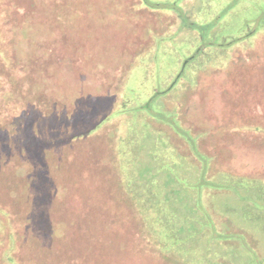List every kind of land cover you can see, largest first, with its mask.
Instances as JSON below:
<instances>
[{
  "label": "rangeland",
  "instance_id": "374dc122",
  "mask_svg": "<svg viewBox=\"0 0 264 264\" xmlns=\"http://www.w3.org/2000/svg\"><path fill=\"white\" fill-rule=\"evenodd\" d=\"M20 1L21 5L32 4L29 16L35 18L24 21V17H17V23L24 28L31 26V30H13L15 35L9 38L12 50L10 62L14 68H8L9 83L6 80L3 83L12 87L14 98L11 104L14 106L10 118L0 123V133L3 134L0 136V204L13 213L14 221H23L27 225V228H20L13 223L18 228L17 234L21 233V238L25 240L26 257L33 258L38 253L41 260L36 264L42 261L43 264H51L56 257L64 258V253H56L55 249L76 254L83 251L84 244L89 246L83 236L84 226L81 230L78 228V222L84 224L85 203H91L86 191L92 193V215L100 216L101 213L105 217L111 214L108 209L109 212L104 213L97 204H106L110 187L114 185L106 175L102 177L104 171H109L108 166L104 167L106 164L102 169L99 167L91 169V173L87 172L89 178L83 171H87V166L91 168L89 164H85V169L69 165L64 176V170L61 174L59 167L55 169L49 163H39V160L48 161L47 157H51L56 162L75 154L79 162L95 163L96 159L102 161V157L109 154V149L112 151L114 143L110 144L111 138L118 135L107 133L105 129L90 139L64 141L70 136V130L84 127L82 120L77 121L82 113H91L90 117L84 118L92 122L90 124L100 118L95 101L99 98L97 96L105 93L96 92L107 91L108 86L107 83L101 85L100 80L97 82L96 67L103 66L109 72L119 71V63L126 68L133 61L134 53L140 52L142 58H135L138 61L134 64L136 67L129 70L124 84L125 98H130L131 103L124 101L123 107L129 105L130 109L135 106L128 110L131 115L129 122L138 116L142 106L148 105L150 109L147 113L168 125L154 127V124L145 121L146 113L140 112L144 116H140L141 121L136 128L131 123L125 126L126 135L123 136H127V143L124 144L129 151H125L126 147L122 150L130 157L141 155L144 166L135 169L138 177L142 178V174L146 173L152 180L159 175L165 179L163 190L175 181V185L169 188L170 191L175 190L173 196L166 194L167 191L163 194L167 201L162 208L165 219L161 221L151 214L150 221L157 226V233L162 235V247L171 252V263L215 264L219 258L214 253L224 248L222 263L218 264H261L264 254V36L256 45H247L242 41L235 44L237 41L232 39L243 37L251 29L264 27V0H142L152 9L165 8L163 12H153L160 14L157 17L144 8H138L136 0ZM75 3L78 10L84 13L80 24L69 17ZM169 9L187 14L189 19L180 18V21L185 25L193 23V27H186L196 30L199 36L186 34L188 28H184L175 36V43L165 44L164 49H159V38L151 41L148 30L162 37L175 30L172 24L178 23V20L165 13ZM60 12L66 28L72 22L78 29L81 25L83 30L73 35L74 39H66L61 47L57 45L59 34L47 32L44 27L57 25L55 16ZM252 22H256L255 27L250 25ZM151 42L154 48L147 51ZM217 45L221 47L216 48ZM194 47L201 51L204 49V53L196 61L186 63L188 55L196 50ZM48 49H52L53 58L52 54L46 53ZM212 60L217 66L226 64L227 60L230 63L227 67L224 64L222 70L213 69ZM181 72L182 82L174 87L175 91L172 90L173 98L163 101V97L156 99V96L151 103L160 100L157 103L159 109L155 105L152 109L149 101L153 91L170 88ZM181 87L187 89L185 104L179 102L181 97L175 96ZM77 89L84 99H78ZM73 99L77 101L76 105H84L83 111L65 117L77 109L72 107ZM173 116L176 117L173 119ZM145 122L156 131L163 132L158 135L163 143L159 144L162 141L157 140L155 135L149 140ZM29 127L35 135H24ZM176 133L186 138L191 154L200 164V173L196 178H193L192 172L198 164L177 151L186 150V145ZM79 136L82 135H75ZM42 141L48 144L44 150L40 149ZM123 160L126 161V158ZM204 165L208 166L209 182L205 179ZM127 166V163L116 160L108 176L113 178L121 168L131 179ZM51 169L54 171L53 180L60 186L57 195L66 197L65 203H47L41 199L47 195L42 189L48 181L44 174ZM7 171L12 174H7ZM184 181L204 188L183 189L180 186ZM73 186H77L78 198L81 197L78 202L71 200L75 195ZM140 188L143 189L142 186ZM191 189L200 191L203 203L194 200ZM13 192L17 196L15 200H9ZM60 218L66 221V225L58 222ZM100 220L103 222L102 218ZM6 222L2 214L0 235ZM168 222L170 227L164 224ZM124 227V233L130 235L128 242L125 241L130 249L137 243V239L135 241L131 237L135 230L142 235L145 231L156 235L155 230L147 226L146 229L134 221L122 225ZM173 230H177L178 234L175 235ZM103 233L115 250L120 249L119 246L124 247L120 230ZM93 237H100V234ZM140 240L147 242L148 246L154 244L150 239ZM175 240L182 241V246L174 245ZM218 241L222 246L216 244ZM167 243L168 246L165 245ZM155 245H152L154 250L158 249ZM139 257L140 264L149 263L147 260L150 258L144 253ZM161 260L168 261L164 257ZM0 264H3L1 259Z\"/></svg>",
  "mask_w": 264,
  "mask_h": 264
},
{
  "label": "trees",
  "instance_id": "16d2710c",
  "mask_svg": "<svg viewBox=\"0 0 264 264\" xmlns=\"http://www.w3.org/2000/svg\"><path fill=\"white\" fill-rule=\"evenodd\" d=\"M138 1V8H144L147 10L148 13L150 14H155L153 13L154 11H162L158 10V9H152L151 7H149L148 4H146V2L142 1V0H136ZM22 6H24L25 8H23ZM22 8L24 10V12L22 11ZM33 8L31 3H27L26 5H21V1L20 0H0V123H5L10 116L13 114V106L11 104V100L14 98L13 93L11 92V86L8 84L4 85V80H6L7 82V76H8V68H14L12 62H10V55L12 53V50L10 51L11 48V43L9 41V38H13L15 35V31L13 32V30H16L18 32H25V30H27V28H30L31 30V26H26L25 28L22 27L19 23H17V17L21 16L22 18L24 17V21L30 20V18L33 20V18L35 17H30L29 16V12L31 11V9ZM137 8V9H138ZM27 12V13H25ZM52 12V11H51ZM167 14H169L170 17L175 18L176 21L178 20V23H174L172 24L173 27H175V30L173 31H169L167 32L165 37L162 36H156L155 33H153L150 29L148 30L149 32V36L152 39L151 41H153V39L155 37L159 38V44L160 48L159 49H164L163 45L168 44V43H172L175 40V36H177L179 34V31L183 30L184 28H188L187 29V33L186 34H191L194 33L195 35L197 34V36H199V34L195 31H193L191 28L186 27L187 25L189 26H194V24H190L187 23V25L182 24V22L180 21V18H184V19H189V16L182 14L181 12L176 11L175 9H169L166 10ZM186 13V11H185ZM16 15V16H15ZM159 16L160 14H155V16ZM84 16V13L82 12V10H78L77 5L75 3L73 11L71 10V13L69 14V17H71L72 19H75L77 23H82V17ZM156 16V17H157ZM63 14L60 12L58 13L57 16H55V21L57 22L55 26H44L41 25L40 27H46V31L47 32H57L59 34V39L58 40V46H62L66 39L72 40L74 38H72L73 35H77L79 34V32H83L81 25H79V29L75 27V24L72 22L68 23V28L65 27V25L63 24ZM183 19V20H184ZM37 21V19H35ZM190 21V20H189ZM30 22V21H29ZM50 23H52L53 21L49 20ZM48 22V23H49ZM254 24V27L256 25V22H252L250 23V25ZM172 27V26H171ZM252 30V29H251ZM248 32L247 34H245L243 37H234L232 39L233 42H236L235 44H239L241 41L244 42L245 44L249 45V43H253L256 45V42L260 39L263 40V36H264V27L260 28V29H256L254 28L253 31ZM26 36V35H25ZM175 43V42H174ZM9 44V45H8ZM151 44V45H150ZM149 45V47L147 48V51H151L153 50L152 48H154V44L153 42H151ZM173 46H175L173 44ZM235 46V45H233ZM221 47V45H217L216 48ZM74 48H77L76 46ZM196 47H194L195 49ZM233 48V47H232ZM241 51H243V48H240ZM226 52V49H222ZM204 49L201 51L200 49L196 48V50H194L193 52H191L188 55V58L186 59V63H191L190 61H196L199 57H201V55L204 53L203 52ZM233 51V50H231ZM49 52L50 54H52V58H53V51L52 49H48L46 50V53ZM234 52V51H233ZM232 52V54H233ZM140 53V52H139ZM139 53H134V58L133 61L128 64L126 66V68L122 67V64L119 63L120 65L117 66L119 67V71H111L109 72L108 70L104 69L103 66H99L98 68L96 67V80L97 82L100 80L101 81V85H105L107 83V91H101V92H96V93H105L103 95L97 96L99 98L96 99L95 101V108L97 112H100V118L96 120V122H94L93 124H90L92 122H88V120H85V117H90L91 113H82V115L77 119L78 123L80 122V120H82V125L84 124V127H76L75 129L70 130L69 134L70 136H68L67 140L64 141L65 143L71 141V142H75L78 140H82V139H90L95 135H99L101 133V131L103 129L106 130L107 133H111L112 135H118V137H113L111 138L110 144L114 143V147L111 151V149H109V154H105L102 157V161H100L99 159H96L95 163L94 162H85L84 160L82 162H79L77 160V158L75 157V154L72 155H68V156H64L63 158L59 159V161L53 162L51 160V157H47L48 161H44V160H39V163L42 161V164L44 163H49L53 168L57 169L58 167L60 169H62L61 171H59L61 174L63 173L64 170V176H65V172H66V168H68L69 165H76L78 167L81 168H86L85 164H89L91 168H89L87 166V171L83 170L84 173L87 176V172L91 173V169L92 170H96L99 167L102 169L103 165L106 164L104 167L108 166V172L105 173L104 171V175L102 177H104L106 175V178L112 182L114 185L113 187H110V191L108 193H110L108 196V198H106V204H101L102 202L97 203L99 205V209L101 208V210L106 213L108 210H110L111 214L109 213L108 216H105L100 213V216H98L96 214V216L92 215L93 213L90 212L91 210V204L94 202L92 201V193L87 192L88 198L91 200V203L86 202L85 203V207L84 208V213H85V217H84V224L81 222H78V228H80L81 230V226H84L83 232H84V238L85 240H87L89 242V246L88 245H83V251L82 252H77L75 253H70L66 250H57L55 249L54 252H63L64 254V258H59L56 257L54 258L51 264H140L141 258L139 257V255H142L143 253L148 256L150 259L147 260L149 261L148 264H172L171 263V256L170 253L171 252H166L165 248L162 247L163 242H162V235L160 232L157 233V226L153 225L150 221L152 219L151 214H154L158 219L160 218V220L162 221V219H165L164 217H162V208H163V204H166V200H164L163 198V194L167 191L168 193L166 194H172L171 196H173L174 191H170L169 188H171L172 186L175 185V181L174 183H169V186H167L166 188H162L163 183L165 182L164 178L160 177L159 175H155L154 177H152V180L149 179V176L146 174H142V178L138 177L137 173L135 172V169H139L140 165L142 162V158L140 157L141 155L138 156H134V157H130V154H127L129 151V147L124 144L126 142V138L127 136H123L126 135V130H125V126L131 124H134V128H136V125H138L141 121L140 116L143 118L144 115H142V113H146L147 116H145L147 122H150L152 124H154V127L160 128L163 127L165 125H168L165 121H159L160 119L158 118H153V116H151L150 114L147 113V109H150V107H148V105L142 106L141 108L143 109H139V114L137 117L131 118V121L129 122V116H131L128 112V110L130 109H134L135 106H133L132 108L129 109V105L124 106L123 107V103L124 101H128V103L130 104L131 102L129 101L130 98L126 99L125 98V81H127V78L129 76V70L132 68L134 69L136 67V65H134L135 63H137V59L135 58H142L140 56ZM245 53H243L244 55ZM150 57V56H149ZM49 58H51V55H49ZM232 59V58H231ZM230 59V61H231ZM143 61V60H142ZM189 61V62H188ZM210 60H208L209 62ZM219 62L221 60H218ZM230 61L227 60V63L225 64L226 67L228 66V64L230 63ZM207 62V63H208ZM222 62V61H221ZM229 62V63H228ZM211 63L213 64V66L211 68L213 69H220L222 70L223 65H215L213 63V60L211 61ZM45 65H41L40 67H44ZM122 67V68H121ZM113 69V70H114ZM131 69V70H132ZM46 70V67H45ZM7 71V73H6ZM38 73H42L41 70L37 69ZM129 72V73H128ZM182 73H180V75L178 76V78L173 81L172 86L170 88H165L162 91H157L154 90L153 91V96L150 98V103L149 106L151 105L152 109H155L157 106V103L160 101H156L155 103H151L153 100L156 99H161L163 101H166L167 98H173L172 95H174V91L176 89H174V87L181 83V77H182ZM48 74V73H47ZM46 75V74H44ZM37 81V80H36ZM99 81V82H100ZM9 83V82H7ZM186 83H190L188 81H186ZM39 84V83H38ZM31 85L34 86V84L32 83ZM112 87V89H110ZM115 87V88H114ZM185 87V86H183ZM114 88V89H113ZM174 89V91H172ZM111 90V91H110ZM106 92H112V94H106ZM187 89H182L181 87V91H178V94L175 95L176 97H181L179 98V102L185 100V98L187 97ZM78 93V99L83 98L84 95H81L80 92ZM185 93V94H184ZM156 96H158L156 99H154ZM128 97V96H127ZM72 103V107H76L77 109H75V111H71L70 115L66 114L65 117H69L72 116L75 113H80L81 111H83V106L82 105H76L77 101H75L74 99L71 101ZM186 102H184L185 104ZM99 104V105H98ZM155 105V108H154ZM79 107V109H78ZM81 107V108H80ZM180 108V107H179ZM157 109H159V107L157 106ZM161 110V108H160ZM156 111V110H155ZM142 112V113H140ZM157 112V111H156ZM11 114V115H10ZM153 115V114H152ZM77 116V115H76ZM149 116V117H148ZM176 116H173V119ZM84 119V120H83ZM129 122V123H128ZM155 122V123H154ZM146 123V122H145ZM144 123V125H145ZM90 124L88 127L87 125ZM148 130H147V134L149 137V140L152 139V135H155L157 140L162 141V139L160 138V136L158 135H162V131L158 132L154 129V127H150L148 125V123H146ZM83 128V129H81ZM167 128L169 130H171V128L168 127H164ZM163 128V130H164ZM173 130V129H172ZM172 132V131H171ZM130 134L133 135V133L129 132ZM174 133V132H172ZM175 134V133H174ZM177 134V133H176ZM3 135L0 133V136ZM24 135H35L34 132L32 131V128L29 127V131H27ZM75 135H82L79 136V138L75 137ZM120 135L122 136L121 139H118L120 137ZM164 135V134H163ZM179 136V138H182V143L186 145V150H177L181 155H185V156H189V160L191 162H196L198 165L197 167H194L195 169L192 172V176L193 178H196V175H199V170H200V164L194 159L193 155L190 152V145L188 143V141L186 140V138L181 134H177ZM106 137L108 138L109 135H106ZM2 139V137L0 138V140ZM145 139V138H144ZM113 140V141H112ZM108 141V139H107ZM63 142V140H61V143ZM159 142V144L163 143ZM1 143V141H0ZM127 143V142H126ZM125 145V146H123ZM165 145V144H164ZM118 146V148H117ZM41 150H44L46 147H48L47 142H41ZM125 152L124 150H122V148H125ZM186 151V152H184ZM184 152V153H183ZM36 156V155H35ZM44 156V155H43ZM123 158H126V161L123 160ZM188 158V157H187ZM62 163H60L61 161ZM118 160L120 161V163H127L128 164V171L130 172L132 178L129 179L128 176L125 174V172L123 171V169H119V172L115 173L113 175V178L110 175V171L112 170V164L113 162L115 163V161ZM101 162V163H100ZM205 167V171L204 174H206L205 179L207 182H209L208 179V175H207V168ZM54 171H52V169L48 172L45 173L44 176L48 179H46V187L45 189H43V193L47 195H45L44 197H42L41 199H43V202H47V203H51V202H55L57 204L60 203H65V199L66 197H61L58 196L57 194L59 193V185L58 183H56L53 180L52 174ZM7 174H12L10 172H6ZM15 174V173H14ZM13 174V175H14ZM89 176V175H88ZM87 176V177H88ZM90 178V176H89ZM45 184V183H44ZM43 184V185H44ZM42 185V187H44ZM140 186L143 187L140 188ZM183 189L186 188H193L195 190V188H204L203 186H197L194 185V182H187L184 181V183L182 184V186H180ZM186 187V188H185ZM10 188V187H9ZM73 188H75V195L74 197L71 198V200L73 202H78L81 200V197L78 198L79 196V192H78V188L77 186H73ZM173 190V189H172ZM192 190V189H191ZM192 190L193 193V198L196 201H200L201 203H203L202 201V196L200 191H194ZM8 190H6L5 192H7ZM10 191V189H9ZM12 192V191H10ZM57 192V193H56ZM14 193V192H13ZM182 193V192H181ZM52 195H55V197H52ZM17 196V193L12 194V196H9L8 199H12L15 200L14 198ZM51 196V197H49ZM11 200V201H12ZM51 201V202H50ZM47 209L50 211V209L47 206ZM108 209V210H107ZM109 212V211H108ZM4 214L5 220L7 221V225L5 226V228H3L2 230V235H0V259L3 262V264H36L37 262H40L41 260V256L40 254L36 253L35 257L31 258V256H29V258L26 257V255L24 254L25 250H24V241L23 238H21V233L17 234L18 232V228L15 227L14 224L18 225V227L20 228H27L26 223H24L23 221H14V216L13 213L8 209V208H4L1 204H0V218L1 215ZM103 219V222H101L100 219ZM91 221V222H90ZM135 222L137 224L143 225L145 228L146 226L149 229H153V231L155 230L156 235H152L151 233H148L145 231V233L142 235L138 232V230H135V232H133V237L132 239L136 241L137 239V243L136 246L132 247V249H130V247L127 248L125 241L128 242L129 236L125 231V227L124 229L122 228V225H127L130 222ZM59 223H63L64 225H66V221L63 218L58 219ZM14 223V224H13ZM167 227H170V223H164ZM173 225V224H172ZM17 228V229H16ZM147 229V228H146ZM117 230H120L122 232V239H121V243L124 247H120V249L115 250L113 247H111L110 245H112L110 239H106L105 238V234L103 232H116ZM174 234L177 235L178 231L177 230H173ZM100 234V237H93L95 234ZM126 234V235H125ZM152 237V238H151ZM140 238H145L146 240H153L154 244L157 246L158 249L154 248L152 249V245L148 246V243H143L141 242ZM131 239V241H132ZM126 242V243H127ZM159 243V246L157 245ZM2 244V245H1ZM183 242L182 241H176L174 242V245L176 246H182ZM218 246H222V243L220 241H218V243H216ZM119 245V242L117 244V247ZM165 245H169V243L165 244ZM161 248V250H160ZM224 248H220V251H217L216 253H214L216 255L218 259V261L216 260V262H214L215 264L218 263H222L223 258L221 257V254L223 253L222 250ZM263 257L261 258L260 263L264 264V254H262ZM162 257H164L166 260L168 261H162ZM137 262V263H136ZM41 264H43V261L41 262ZM191 264H204V263H195L192 262Z\"/></svg>",
  "mask_w": 264,
  "mask_h": 264
}]
</instances>
